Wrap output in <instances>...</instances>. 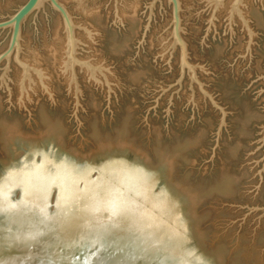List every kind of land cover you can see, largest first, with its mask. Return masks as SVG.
<instances>
[{
	"label": "rangeland",
	"instance_id": "1",
	"mask_svg": "<svg viewBox=\"0 0 264 264\" xmlns=\"http://www.w3.org/2000/svg\"><path fill=\"white\" fill-rule=\"evenodd\" d=\"M59 1L79 27L78 58L102 67L107 79L77 66L75 85L65 72L62 51L53 70L41 67L44 83L31 72L22 88L23 69L14 55L10 62L4 60L0 177L35 149H53L93 166L127 159L158 176V189L178 203L202 259L209 264H264V1L241 4L242 12H249L244 14L247 27L233 11L235 0H180L189 6L181 10V34L198 82L187 69L181 75L167 0H140L132 24L118 16L123 0H95L101 20L90 23L72 1ZM22 4L0 0V21ZM57 14L46 2L25 21L23 61L29 45L41 48L45 37L49 40ZM62 29L65 35L64 24ZM167 32L171 34L162 41ZM79 33L88 39L82 41ZM10 37V29L0 30V53ZM16 69L21 70L18 77ZM7 126L16 128L15 138L23 143L5 144ZM31 138L39 141H24ZM121 145L127 150L120 151ZM165 161L172 162L171 173L164 170ZM19 241L14 248L24 251L15 254L13 248L1 254L0 264L147 263L93 246L68 249L43 232Z\"/></svg>",
	"mask_w": 264,
	"mask_h": 264
},
{
	"label": "bare ground",
	"instance_id": "2",
	"mask_svg": "<svg viewBox=\"0 0 264 264\" xmlns=\"http://www.w3.org/2000/svg\"><path fill=\"white\" fill-rule=\"evenodd\" d=\"M25 1L20 0V3ZM70 1L85 22L101 20L95 0ZM139 1L121 2L117 12L122 22H135ZM252 1L246 0L247 6ZM186 3L183 6L188 11ZM242 7H245L244 4ZM168 9L169 21L172 8ZM244 12L249 13L246 10ZM59 16H55V24L53 22V28H50L52 33L49 32L50 38L48 40L45 37L41 48L30 45L27 47L24 60L35 68L40 69L45 64L53 70L57 54L62 53L65 48L63 24ZM169 33L160 36L161 40L166 39ZM79 37L82 41L88 39L81 33ZM164 46L167 48V44ZM175 59L178 63V56ZM20 73L21 70L16 69V77ZM8 127L10 126L5 131L6 145L19 141L15 138L16 128ZM51 133L48 135L51 136ZM36 140L39 141L32 138L24 141L35 143ZM102 147L103 145L101 149L105 151L106 146ZM120 147V151L127 150L124 145ZM165 162L163 167L167 173L172 170V162ZM157 177L127 159H110L93 166L53 149L30 150V153L10 166L4 176L0 177V255L13 250L23 236L43 232L55 237L68 249L93 246L117 254L116 256L150 264H209L193 248L188 226L178 203L166 190L158 189ZM26 238L30 242V236L29 239ZM14 249V253H17L20 248Z\"/></svg>",
	"mask_w": 264,
	"mask_h": 264
},
{
	"label": "water",
	"instance_id": "3",
	"mask_svg": "<svg viewBox=\"0 0 264 264\" xmlns=\"http://www.w3.org/2000/svg\"><path fill=\"white\" fill-rule=\"evenodd\" d=\"M44 3L42 4V2ZM172 8V38H173V47L176 46L180 49V63H181V75L183 76L186 72V69L192 74L194 80H196V72L194 67L191 65L188 59V50L187 44L182 37V18H181V10L182 3L180 0H167ZM244 0H235V4L233 6V11L238 14V16L245 21L247 27H249L248 22L246 21L243 12L241 10V4ZM49 2L55 11H57L64 24L65 29V48L63 50V65L65 72L71 73V78L75 85H77V74L76 67L80 66L81 68L87 69V71L94 75L96 72H100L105 80L107 79L104 70L102 67L94 65L89 60H82L77 56V48L81 40L77 38L76 28H79L69 12L68 8L65 4L60 2L59 0H26L20 7L7 19L0 21V30L10 29L11 37L7 48L0 53V64L6 60L8 62L11 61L12 56L16 62L23 69V78L21 82V87H25V82L27 79L31 80V72H35L41 82L43 83V70L40 68L33 67L30 63H27L21 59L22 52V29L25 21L38 9L45 6V3ZM87 33L90 31L87 28L84 29ZM251 33V30L249 31ZM197 81V80H196ZM198 82V81H197ZM23 143L22 140L16 142V144Z\"/></svg>",
	"mask_w": 264,
	"mask_h": 264
}]
</instances>
